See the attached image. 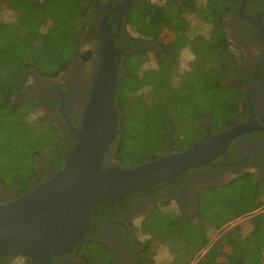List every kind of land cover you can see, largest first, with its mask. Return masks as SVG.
Wrapping results in <instances>:
<instances>
[{
  "label": "trees",
  "instance_id": "obj_1",
  "mask_svg": "<svg viewBox=\"0 0 264 264\" xmlns=\"http://www.w3.org/2000/svg\"><path fill=\"white\" fill-rule=\"evenodd\" d=\"M93 2L0 0V184L15 194L11 199L34 186L32 180L40 174L37 158L63 167L61 144L71 132L44 114L35 98L19 103L13 98L32 70L44 78L56 77L77 59L86 64L91 60L92 51H81V44ZM240 3L162 0L132 6L127 15L130 33L160 48L131 52L119 72L118 166L134 167L165 156L170 135L175 148L183 150L208 133L206 124L219 133L239 122L244 91L226 82L242 68L243 54L228 39L225 19ZM6 14L9 19L3 20ZM184 51L191 55L186 64ZM186 174L122 201L177 183ZM263 204L264 180L258 182L249 173L226 186L201 189L192 217L161 203L136 228L143 243L138 264H157L160 245L168 248L169 264H264ZM246 215H251L247 233L239 225L227 229ZM81 251L88 264L112 263L91 236ZM15 258L0 256V264L35 263L27 257L25 263H13Z\"/></svg>",
  "mask_w": 264,
  "mask_h": 264
},
{
  "label": "flooded vegetation",
  "instance_id": "obj_2",
  "mask_svg": "<svg viewBox=\"0 0 264 264\" xmlns=\"http://www.w3.org/2000/svg\"><path fill=\"white\" fill-rule=\"evenodd\" d=\"M141 1L162 0H94L81 44V51H92L91 60L86 64L77 59L56 77L44 78L32 70L24 89L13 98L17 103L35 98L44 114L70 129V134L61 144L64 160L71 154L76 140L68 122L76 129L80 128L84 109L101 66L102 33L106 32L108 38L114 39V45L120 52L119 72L123 71L125 59L131 52L144 49L157 51L160 48L156 42H144L129 31L127 15L132 6ZM255 22L264 25L263 0H241L225 19L228 39L243 54L242 68L230 79L232 85H239L244 91L238 123L264 117V27ZM118 142L117 139L110 146L105 157V167L118 165L115 161ZM36 164L40 174L33 178L34 186L60 169L45 159L37 158ZM186 173L177 183L162 185L129 200L103 202L105 204L101 208L98 205L93 211L95 213L86 239L91 236L92 241L100 242L104 251L109 253L111 264H138L143 243L136 228L152 208L165 202L170 206L173 203L176 209L192 217L198 212L201 189L226 186L248 173L258 182L264 180V128L238 136L212 164L193 168ZM14 195L0 184L1 201L9 200ZM234 226L231 223L227 229ZM83 243L62 255L52 257V264H88L82 256Z\"/></svg>",
  "mask_w": 264,
  "mask_h": 264
},
{
  "label": "water",
  "instance_id": "obj_3",
  "mask_svg": "<svg viewBox=\"0 0 264 264\" xmlns=\"http://www.w3.org/2000/svg\"><path fill=\"white\" fill-rule=\"evenodd\" d=\"M101 39V66L80 128L68 122L76 135L74 150L53 176L16 198L0 201V256L52 264V257L85 241L92 213L101 203L123 200L193 168L210 165L235 138L264 128V117L219 133L206 124L208 133L186 149L177 150L170 135L169 153L163 157L134 167H105L106 154L120 135L115 104L120 52L106 32Z\"/></svg>",
  "mask_w": 264,
  "mask_h": 264
},
{
  "label": "rangeland",
  "instance_id": "obj_4",
  "mask_svg": "<svg viewBox=\"0 0 264 264\" xmlns=\"http://www.w3.org/2000/svg\"><path fill=\"white\" fill-rule=\"evenodd\" d=\"M3 20L9 19L8 15H3L1 17ZM201 28V27H200ZM191 58V55L189 51H184L182 54V62L183 64H186L189 59ZM149 66L153 65V62L148 63ZM171 207L175 208L174 204H171ZM261 208H264V204ZM232 224L239 225L242 228V231L244 233H247L251 229V215L242 216L239 219L235 220ZM216 235V236H215ZM217 237V234H214V238ZM170 254L168 251V248L164 245H160L158 248V253L156 256V262L157 264H169L170 263ZM13 263H25V259L23 257H16L12 260Z\"/></svg>",
  "mask_w": 264,
  "mask_h": 264
}]
</instances>
